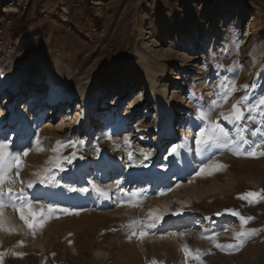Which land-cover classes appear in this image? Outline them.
Returning a JSON list of instances; mask_svg holds the SVG:
<instances>
[{"label":"rangeland","instance_id":"rangeland-1","mask_svg":"<svg viewBox=\"0 0 264 264\" xmlns=\"http://www.w3.org/2000/svg\"><path fill=\"white\" fill-rule=\"evenodd\" d=\"M86 2L87 6L78 0H43L39 6L32 0H0V133H7L13 141L18 134H30V143L24 147L31 150L23 158L20 179L34 180L35 172L50 166L45 161L56 155L51 149L57 141H83L75 149L73 163L65 162V171L53 169L60 183L52 190L62 193L59 198L34 203L37 210L44 205L46 211L51 203L81 211L57 212L33 235L7 206L5 215L17 231L0 229V252L6 253L3 264H152L153 260L157 264H198L191 258L186 261L181 250L184 244L205 253L203 264H264V201L250 205L238 198L264 189V157L216 151L212 159L227 167L212 175L195 176L208 160L202 161L197 154L194 137L198 128L192 126L200 106L207 108L217 98L224 78L234 80L238 90L214 110L212 120L222 111L229 112L246 94L242 85L255 83L257 97L264 95V0ZM141 55L149 61L152 72L148 77L154 81L159 102L171 108L170 120L157 111L155 98L139 76ZM38 70L42 77H34ZM18 73L29 77L11 92L9 79ZM55 76L67 82L62 93H70L66 98L51 91L57 104L45 101L48 90L56 87L52 85ZM43 85L49 88L42 89ZM76 86L90 95L88 116L82 123V98ZM34 94L45 97L29 105ZM247 116L245 112L241 126L255 129L258 125ZM221 122L232 131L231 124ZM37 136L43 151L36 150ZM174 145L184 146L170 154ZM141 148L152 152L147 160ZM73 151L65 147L60 154L71 157ZM130 152L134 161H144L146 166L132 164ZM117 181L125 192L117 190ZM93 182L107 192L106 197L92 189ZM64 185L88 191L69 192ZM133 191L140 195L131 198ZM121 199H131L135 206L121 204ZM178 209L182 214L175 215ZM225 209L254 217L244 227L260 229L246 237L238 251L216 248L204 238L218 233V243L236 242L233 230L241 229L239 218L215 215ZM150 210L164 213L162 223L146 229L149 234L143 240L129 239L133 230L127 227L129 221L149 222ZM182 232L186 235L180 236Z\"/></svg>","mask_w":264,"mask_h":264},{"label":"snow or ice","instance_id":"snow-or-ice-1","mask_svg":"<svg viewBox=\"0 0 264 264\" xmlns=\"http://www.w3.org/2000/svg\"><path fill=\"white\" fill-rule=\"evenodd\" d=\"M217 68H224V65L217 64ZM231 68V66H230ZM245 89L246 94L241 96L236 100L229 112H220L216 120H212L210 117L216 108H220L224 103L238 90L234 80H229L224 78L218 85L219 91L217 92V98L212 100L207 108L200 106V111L198 112L196 121L192 122V126L198 128L195 134V145L197 154L201 156L202 161L208 160V163H201L199 170L195 171V176L201 175H212L215 171L223 170L227 166L219 163L212 159V156L216 151L228 150L234 155L245 156L250 158L264 157V95H259L257 97L256 89L259 87L257 84L253 83L251 86L245 84L240 86ZM243 105V108L241 107ZM245 112L248 113L247 119L251 122L256 123L258 126L255 129L250 128L248 124L241 126L240 122L245 119ZM221 121H226L233 126L232 131H229ZM29 133L18 134L17 138L13 141L7 138V133H0L3 139H0V229H6L9 232L17 231V228L12 225L11 217L5 215L4 209L7 206H11L18 214L19 219L23 221V225L35 235L36 231L42 229L45 223V219L51 217L57 212L69 213V214H79L76 209L69 208H59L49 203L46 206L41 205L40 209L37 210L34 207V203L38 204L40 199H47L49 195H61L62 193H32L31 195L26 189H32L34 185L38 182L40 184H48L52 187L59 185V180L53 174V169H58L59 171H65V162L67 165H71L73 161L77 158L76 147L78 144H83V141H68L67 143L63 141H57L53 146L51 151L56 155L49 157L45 161L46 165L49 167H44L41 171L34 173L36 179L23 181L20 179V171L23 168V158L29 155L31 149L24 147L26 143H30L28 137ZM187 140L188 137H185ZM41 138L36 137L34 145L37 151H43L44 149L40 147ZM129 140L125 137V144H129ZM184 145H174L170 149V154H174L178 148ZM72 147L74 149L71 157L62 156L60 153L63 148ZM119 147V145H117ZM23 149V151H21ZM139 151L145 155V160L152 155V152L147 149H139ZM97 153H99V147L97 146ZM83 159V157H79ZM129 160L132 164L136 166H146L144 161H134L132 159V153H129ZM130 164L129 166H132ZM15 171V176L12 175ZM19 183L21 186L16 187ZM64 188L69 192H80L88 191V189H76L70 187L69 185H64ZM115 187L121 193L125 190L120 187V181L116 182ZM92 189L103 196H107V192L101 189L94 182L92 183ZM160 194H163L162 192ZM139 192L133 191L130 193L131 198L138 197ZM35 198V200H34ZM238 198L247 201L248 204H255L264 201V189L260 191H248L241 194ZM133 204V201L129 199L125 201L121 199V204L123 203ZM119 206V205H118ZM133 206H135L133 204ZM182 209H178L174 214H182ZM228 213L234 217H238L241 223V229L239 231L233 230V235L236 240L234 244H220L217 242L216 237L218 233H212L211 235H206L207 238L212 241L216 248L219 249H230L238 251L244 246L245 238L260 231V229H247L244 226L253 220L252 216H243L236 209H225L223 212H218L215 215L221 216ZM164 213H159L157 211L149 212L147 220L149 222L145 223L142 220H132L129 221L127 227L133 229L129 235V239L136 237L143 240L149 232L146 231L150 229H156L162 223ZM206 219H211L207 217ZM11 225V226H10ZM140 226V230H136V226ZM124 227V226H122ZM177 235L176 233L172 234ZM180 236L186 235L185 233H179ZM19 244H23V241H19ZM181 250L184 252L186 261L191 258L198 262V264H203L201 257L205 254L201 250L196 249L193 251L188 247L187 244L181 246ZM6 253L0 252V264H3V257ZM12 255L22 257L24 253L12 252ZM54 255V254H53ZM152 264H157L155 260Z\"/></svg>","mask_w":264,"mask_h":264},{"label":"bare ground","instance_id":"bare-ground-1","mask_svg":"<svg viewBox=\"0 0 264 264\" xmlns=\"http://www.w3.org/2000/svg\"><path fill=\"white\" fill-rule=\"evenodd\" d=\"M238 6H239V4H237ZM140 63H139V68H140V70H139V76L141 77V78H143V81H145V88H147V91H148V93L152 96V97H154L155 98V100H156V102L154 103V105L156 106V108H157V111H160V112H162L163 113V115H164V117L167 119V120H170L171 119V117H172V114H171V111H170V107H169V105L167 104V103H164V104H161V101L159 102V100H160V98L158 97V95L156 94V90H155V85H154V81H152V79L151 78H149L148 77V73H151L152 72V70H151V67H150V65H149V61H148V59H146L144 56H142L141 55V58H140ZM183 65V63L181 64V66ZM23 72V71H22ZM29 73V72H28ZM25 74V75H23V74H19V75H14L13 77H11L10 79H9V81H10V88H11V92H15L16 90H18L20 87H21V85L22 84H24V80H27L28 79V77H29V74ZM38 73L39 74H34L35 76L34 77H37V78H39V77H42V72L41 71H39L38 70ZM164 74L165 75H167V70H165L164 71ZM33 75V74H32ZM58 76V75H57ZM31 77V76H30ZM40 81V80H39ZM46 81L48 82V80L46 79ZM52 85H54V86H56V87H51V89H49L48 90V95L46 96V98H47V100H45L46 102H51V103H54V104H57L58 102V98H57V96L59 97V96H61V97H63V96H65L66 98L67 97H69V95H70V93L67 91V92H63L62 93V89H64L65 87L64 86H66V83L65 84H63V81H62V79L61 78H58V77H53L52 78ZM45 82V81H44ZM124 82V81H123ZM49 83V82H48ZM122 84H124V83H122ZM39 86H37L36 88H38ZM9 88V89H10ZM48 89V88H46L44 85L42 86V89ZM59 88L61 89V90H59ZM162 90V89H161ZM174 91H176L175 89H173ZM1 91V90H0ZM41 91V89H38V90H36V92L38 93V92H40ZM47 91V90H46ZM52 91V93L53 92H57V93H61V94H57V96L55 95V93H54V95L53 94H51L50 92ZM70 91V90H69ZM75 91H76V93L78 94V96L80 97V98H82V103L80 104V108H79V110L80 109H82L83 111L81 112H79V114L81 115V120L79 121V122H81L82 123V121L83 120H85V118H87V112H88V107H89V104H90V95L88 94V95H85V94H82L81 92V87H78V86H76V88H75ZM10 92V93H11ZM45 92V91H44ZM45 94V93H44ZM63 94H65V95H63ZM8 97H10V95L8 94ZM11 97H13V96H11ZM31 100H30V103H29V105L30 104H33V105H35L38 101H40L41 100V98H43V97H45V95L44 96H41V95H39V94H34V95H31ZM115 97V101H117V95H115L114 96ZM114 97H112L110 100H112ZM162 98V97H161ZM60 99V98H59ZM49 100V101H48ZM119 100H121V99H119ZM114 101V102H115ZM49 102V103H50ZM111 103L113 102V101H110ZM39 103V102H38ZM44 104H46V103H44ZM159 105H161V107H159ZM71 107V106H70ZM159 108H160V110H159ZM67 109H69V106H67ZM73 110V109H72ZM73 112V111H72ZM72 112L70 113V114H72ZM13 114V113H12ZM159 114V113H158ZM8 116L9 117H11L10 116V114H8ZM55 116V115H54ZM15 117V116H14ZM19 117V116H18ZM25 116H21L20 117V119H22V118H24ZM50 118V117H49ZM48 118V119H49ZM115 118V117H114ZM7 119H9V118H7ZM47 119V120H48ZM15 120H17V119H15ZM9 121H11L10 119H9ZM13 121V120H12ZM89 122V121H88ZM83 125V124H82ZM68 134V133H67ZM162 134V133H161ZM52 152V151H51ZM187 154V153H186ZM118 162H116L115 164H117ZM144 168H146V167H144ZM115 171H116V169H114ZM146 170V169H145ZM150 170V169H149ZM154 170V169H153ZM136 171V170H135ZM139 172V171H138ZM143 173V172H142ZM136 174H137V172H135L134 174H132L130 177H134V176H136ZM152 174V173H151ZM68 176V175H67ZM126 178V177H125ZM154 178V177H153ZM131 179V178H130ZM144 179V178H143ZM147 179H148V177H147ZM151 179V178H150ZM77 180V179H76ZM138 180H140V178L138 177ZM59 186V185H58ZM53 187H48V185H45V184H40V183H38L37 182V184H35L34 185V187L32 188V189H30V192H31V194L32 193H41V192H43V193H54L53 192ZM30 194V195H31ZM58 199L59 198V195H49V197L47 198V199ZM165 200V199H164Z\"/></svg>","mask_w":264,"mask_h":264},{"label":"trees","instance_id":"trees-1","mask_svg":"<svg viewBox=\"0 0 264 264\" xmlns=\"http://www.w3.org/2000/svg\"><path fill=\"white\" fill-rule=\"evenodd\" d=\"M34 3H36V5H39L40 6V3H41V1H43V0H32ZM79 1V3H81V4H83L84 6H87V2H86V0H78ZM39 6H37V7H39ZM89 7V6H88Z\"/></svg>","mask_w":264,"mask_h":264}]
</instances>
